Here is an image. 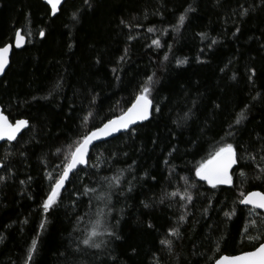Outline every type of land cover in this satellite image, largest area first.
<instances>
[{
  "label": "trees",
  "instance_id": "obj_1",
  "mask_svg": "<svg viewBox=\"0 0 264 264\" xmlns=\"http://www.w3.org/2000/svg\"><path fill=\"white\" fill-rule=\"evenodd\" d=\"M90 5L68 0L53 18L40 0H0V46L12 43L17 29L25 36L0 79V107L11 122L30 124L0 146V177L6 178L0 182V264H213L264 242V217L238 203L240 191L264 192V179H256L257 165L264 166V0ZM149 76L160 112L94 146L59 206L45 214L41 205L61 171L57 149L66 154L86 131L119 115ZM241 112L246 119L237 125ZM225 142L239 146L243 159L233 186L214 190L195 177L194 167ZM86 186L97 192L84 195ZM174 191L191 194L192 202L171 197ZM101 210L99 230L120 239L98 236L101 249L86 248L82 240ZM173 228L179 238L168 234ZM250 236L262 238L249 242ZM165 239L171 249L160 243Z\"/></svg>",
  "mask_w": 264,
  "mask_h": 264
},
{
  "label": "snow or ice",
  "instance_id": "obj_2",
  "mask_svg": "<svg viewBox=\"0 0 264 264\" xmlns=\"http://www.w3.org/2000/svg\"><path fill=\"white\" fill-rule=\"evenodd\" d=\"M64 3H66V0H44V4L49 9L50 15L53 18L57 17L58 14L62 12ZM84 3L91 6L90 0H84ZM189 10L194 11V9ZM243 15H247V10L244 11ZM76 18V15L73 14V19L75 20ZM185 18V15L179 16L180 25L183 24ZM121 24H124L129 28L131 27V25L126 23L124 20H121ZM148 31L153 32L154 29L148 28ZM236 32H239V28L236 29ZM201 35L203 36L204 34ZM39 36L44 38L45 32L41 30L39 32ZM211 43L215 44L216 40L213 39ZM24 44L25 36L22 34L21 29H17L15 31L14 44L8 43L0 46V75H3L5 69L9 66L13 49H21L24 47ZM153 44L160 47L159 40H154ZM125 52L127 53V50H125ZM167 58V56L164 57L165 60H167ZM121 59H123V57H121ZM185 63H187L186 60L177 61L178 65ZM255 74V70L253 69L252 76ZM249 79L251 80V76ZM155 83L156 81L153 80V77L149 76L147 81L140 87L134 99L130 101L127 108L122 109L119 115L106 119L100 126L86 131L78 139L68 145L66 154L63 149H57L56 154L58 156L63 155L61 163L56 165V167L60 168L61 171L54 180L53 177L49 176V179L53 180V182L51 183L46 199H44L41 205L45 214L49 213L55 207H58L61 203L62 190L65 189L66 183L69 181L70 174L76 173L80 166L88 165L90 159L89 150L94 145V142L107 139L108 137L121 131L127 132L132 129L133 125L148 121L153 115V112H160L159 106H154L153 103L154 97H152V91ZM57 87H59V85H57ZM45 99H47V97H45ZM217 107H219V105H217ZM91 116L92 113H89L88 116L84 118L85 124H87L89 117ZM244 119H246V116L243 112H241L239 117L235 120V123L239 125ZM27 128H30L28 120L19 119L13 123L9 120L8 116L4 115L3 111H0V141H16L21 131ZM229 135H232V133H229ZM262 140H264V138H262ZM261 151H264V147L261 148ZM169 155H171V153H169ZM242 159V155L239 154V146L234 145L232 142L222 143L218 147H215L214 150L207 155V157L195 165V177L214 190L218 189L220 186L232 187L234 175L233 168L234 166L240 165ZM248 160L255 161L256 157L249 154ZM261 160H264V156H261ZM165 163H167V161H165ZM0 167H5V165L0 164ZM257 167L259 168V173L257 174L256 179H264V166L257 165ZM239 175L247 178V174L243 171H240ZM5 179V177H0V182ZM119 181L120 178L116 177V187L119 186ZM21 183H24V181H21ZM185 183H187L186 178ZM108 187L112 188L113 184L109 182ZM129 191H131V189H129ZM96 192L97 189L87 186L83 190L84 195L94 194ZM170 195L171 197L179 196L181 200H185L188 203H191L193 200V196L187 192L181 195L179 192L174 191ZM110 197L111 193L108 194L109 202ZM100 198L101 197L99 196L97 197V199ZM89 203H91V197ZM161 203H163V199H161ZM238 203L245 207H249L250 212L256 215L264 216V192L250 191L245 193L244 191H240L238 194ZM144 206L146 208L150 207L147 203H145ZM206 211L207 209H205V212ZM110 212L111 210H109L108 214H110ZM104 215L105 214L101 210V212L98 213V219L94 222L92 230L88 233L87 237L82 240V244L86 248L97 250L101 249V245L104 241L97 242L96 237L98 236L107 235L109 237H115V239H120V237L116 235L113 230L108 228H104L103 231L99 230L104 227L102 219L100 218ZM224 215L230 219L232 215H235V209H233L232 212H225ZM184 219V216L180 217L181 221ZM255 224L256 222L253 221V225ZM43 227L44 225L41 224V228ZM148 227L152 228L153 225L149 224ZM247 232L248 229H245V233ZM168 234L177 238L180 236L179 229L177 228L170 229ZM261 238V236H250L249 242H254L256 240H260ZM2 239L3 238L0 237V241H2ZM160 243L169 249L173 247V242L171 240H161ZM35 248L36 241L33 240L27 256L28 261H31L32 253ZM215 264H264V242L259 243L258 246H255L252 250L241 252L238 255H222L215 260Z\"/></svg>",
  "mask_w": 264,
  "mask_h": 264
},
{
  "label": "water",
  "instance_id": "obj_3",
  "mask_svg": "<svg viewBox=\"0 0 264 264\" xmlns=\"http://www.w3.org/2000/svg\"><path fill=\"white\" fill-rule=\"evenodd\" d=\"M43 4H44V0H40ZM66 1H68V0H66ZM45 5V4H44ZM41 38V37H40ZM12 44H14V39H13V41H12ZM25 45V44H24ZM22 49V48H21ZM13 50H20V49H13ZM9 67V66H8ZM7 67V68H8ZM7 68L5 69V71L7 70ZM5 73V72H4ZM4 75V74H3ZM3 75H0V79L3 77ZM0 111H2L1 110V107H0ZM145 122H147V121H144V122H142V123H138V124H136V125H133L132 126V129L133 128H135V127H137V126H139V125H141V124H143V123H145ZM14 123V122H13ZM25 129H23L22 131H21V133L24 131ZM131 130V129H130ZM20 133V134H21ZM124 133H126V132H124V131H121V132H119V133H115L114 135H112V136H110V137H108L107 139H103V140H99V141H96V142H94V145L90 148V150H89V153H90V151L92 150V148L94 147V146H96V145H99V144H101V143H103V142H105V141H108V140H110V139H113V138H116V137H118L119 135H121V134H124ZM20 134L18 135V137L20 136ZM17 137V138H18ZM13 142H15V141H13ZM13 142H7V141H0V146L2 145V144H4V143H13ZM85 166H80L79 168H84ZM237 166H234V168H233V171H234V169L236 168ZM0 169H1V167H0ZM71 175L72 174H70V177H71ZM202 182V181H201ZM204 183V182H203ZM220 187H225V188H230V187H228V186H220ZM64 190V189H63ZM62 190V191H63ZM254 191H258V190H254ZM241 206H243V205H241ZM243 207H245V206H243ZM247 208H249V207H247ZM264 217V216H263ZM238 255V254H237ZM213 264H215V261H214V263Z\"/></svg>",
  "mask_w": 264,
  "mask_h": 264
}]
</instances>
